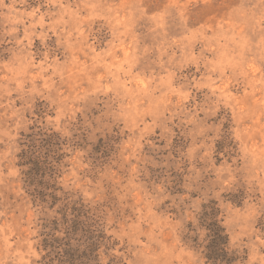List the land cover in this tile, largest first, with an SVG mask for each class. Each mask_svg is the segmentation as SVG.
<instances>
[{"label":"rangeland","instance_id":"374dc122","mask_svg":"<svg viewBox=\"0 0 264 264\" xmlns=\"http://www.w3.org/2000/svg\"><path fill=\"white\" fill-rule=\"evenodd\" d=\"M206 205L264 264V0H0V264L95 219L100 264H206Z\"/></svg>","mask_w":264,"mask_h":264},{"label":"trees","instance_id":"16d2710c","mask_svg":"<svg viewBox=\"0 0 264 264\" xmlns=\"http://www.w3.org/2000/svg\"><path fill=\"white\" fill-rule=\"evenodd\" d=\"M217 207L206 205L197 226L191 223L184 236L197 251L202 253L206 264H241L244 256L230 244L229 234L216 216ZM94 219V218H93ZM89 224L75 220L76 224L53 228L43 233L39 249L44 264H100V249L111 250L116 246L103 223ZM109 264H126L122 257L112 254Z\"/></svg>","mask_w":264,"mask_h":264}]
</instances>
